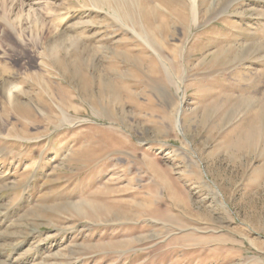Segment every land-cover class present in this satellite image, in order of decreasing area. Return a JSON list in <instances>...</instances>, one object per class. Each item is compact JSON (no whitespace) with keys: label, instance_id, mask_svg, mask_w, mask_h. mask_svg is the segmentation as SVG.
<instances>
[{"label":"rangeland","instance_id":"374dc122","mask_svg":"<svg viewBox=\"0 0 264 264\" xmlns=\"http://www.w3.org/2000/svg\"><path fill=\"white\" fill-rule=\"evenodd\" d=\"M129 1L0 0V264H264V0Z\"/></svg>","mask_w":264,"mask_h":264},{"label":"bare ground","instance_id":"6f19581e","mask_svg":"<svg viewBox=\"0 0 264 264\" xmlns=\"http://www.w3.org/2000/svg\"><path fill=\"white\" fill-rule=\"evenodd\" d=\"M29 2L27 3L28 5H30V4H38V2H37V0H28ZM97 1V0H96ZM107 2V1H106ZM201 0H184V9H185V11H183V12H179L176 16V18H177V20L179 21V22H183V20H184V18H185V20L186 21H189V28H190V24H192V23H194V22H196V21H198V18H199V16H200V14H201V10H200V7H201ZM17 3V2H16ZM100 3H101V1H100ZM129 3L130 4H132L133 3V5H134V3H135V1L134 0H130L129 1ZM139 3V2H138ZM24 4V3H23ZM109 4V3H108ZM133 5H131V7H133ZM158 5V4H157ZM24 6V5H23ZM135 6H136V4H135ZM157 7V6H156ZM30 8V7H29ZM161 8V7H160ZM135 9H136V7H135ZM30 10V9H29ZM151 10H152V8H151ZM158 10V9H157ZM153 12L154 11H156V10H152ZM135 12L136 11H133V15L135 14ZM161 12V11H160ZM33 13H34V11H33ZM152 15V14H151ZM20 16V15H19ZM18 16V17H19ZM30 16V15H29ZM156 16H158V14L156 15ZM3 17V16H2ZM2 17H0V21L4 24V27H5V29L6 30H11L12 31V33L16 30V29H14L15 28V26L13 27V25H11V23H13L12 21H11V23H9L8 24V22H7V20H5V18L4 19H2ZM2 19V20H1ZM19 19V18H18ZM7 22V23H6ZM164 25L162 26L161 25V32L162 33H165V34H167V35H169L170 34V26H169V24H170V20H168V22L166 21V23H163ZM11 25V26H10ZM4 29V30H5ZM13 29H14V31H13ZM158 29V28H157ZM5 30V31H6ZM9 30V31H10ZM154 30H156V29H154ZM16 32V31H15ZM14 32V33H15ZM15 36V35H14ZM154 37H152V36H150V34L148 33V38H145V37H143V38H145V42H146V45L148 46V47H150V49L153 51V53L156 55L155 57L157 58H153L152 56V58L150 57V56H148V58H150V62H151V66H150V68H151V71H153L155 74H161V72H162V70H165V68L167 69V68H169L168 67V63L165 61V59L162 57V55H161V53L157 50V49H155V47L153 46L154 44H156L157 43V38H155V34L153 35ZM149 38H151V39H149ZM4 39V38H3ZM157 39V40H156ZM159 41V40H158ZM161 45V44H160ZM51 53L52 52H50L49 54L51 55ZM49 57V56H48ZM50 58V57H49ZM54 62V61H53ZM57 61H55V63H56ZM51 64H53V63H51ZM168 64V65H167ZM57 65V64H56ZM55 65V66H56ZM53 66H54V64H53ZM52 66V67H53ZM63 66V65H62ZM61 69H63V68H61ZM11 72V71H10ZM9 73V72H8ZM14 74H15V72H13ZM10 75H12V74H10ZM22 77V76H21ZM11 78H15V76H13V77H11V76H7L6 75V77L4 78V77H2V82H0V96L1 95H6L7 93H12L11 95H10V99H8V100H10L9 102L11 103V104H13L14 106H21V107H23V109H24V111L27 113V114H29L30 116H31V114H32V111L28 108V107H30V105H31V103L32 102H35L36 104L35 105H40L43 109H45L47 112L48 111H51V112H53L54 111V108L49 104V101H48V99L49 98H47V96L45 97L44 95L43 96H41V94L38 92L37 93V95L35 96L36 97V100H34L31 96H33V95H29L28 94V91H26V88H24V86H20L21 88H20V90H16V91H14V92H11V89H10V81H9V79L11 80ZM28 78L29 79H32L33 81H32V83H41L42 82V80L40 79V77H39V75L37 74V75H28ZM43 79V78H42ZM46 79V78H45ZM44 82V81H43ZM28 83V82H27ZM26 83V84H27ZM18 85V84H17ZM23 85V84H22ZM25 85V84H24ZM33 85V84H32ZM35 85V84H34ZM14 86V85H13ZM29 86H31L30 84H29ZM36 86V85H35ZM26 87V86H25ZM27 88H28V86H27ZM33 88V87H32ZM32 88H31V90H32ZM38 88V87H37ZM17 89V88H16ZM28 90V89H27ZM35 90V89H34ZM33 93V92H32ZM52 96V95H51ZM47 98V99H46ZM53 98V97H52ZM6 99V98H5ZM7 101V100H6ZM40 106H39V108H40ZM59 108H58V110H60V112L61 113H64V115H65V112H66V110H65V108L64 107H62V106H58ZM41 109V108H40ZM44 110V111H45ZM47 112H45V114L44 115H47L48 113ZM181 113V112H180ZM56 115V114H55ZM63 115V116H64ZM29 116V119H36V118H34V117H30ZM41 116V115H40ZM65 117V116H64ZM39 118V117H38ZM42 118V117H41ZM62 118V117H61ZM60 118V119H61ZM26 119V118H25ZM40 119V118H39ZM43 119V118H42ZM63 119V118H62ZM27 121H29V120H27ZM32 121V120H31ZM46 121H48V120H46ZM56 121V120H55ZM180 118L178 119V125H180ZM50 123V122H49ZM26 126V125H25ZM45 126V125H44ZM20 138V137H19ZM33 138V137H32ZM27 139V138H26ZM28 139H30V138H28ZM34 163V165L36 164V162H33ZM4 222L2 221V222H0V226L3 224ZM0 234H1V232H0ZM3 236V235H2ZM1 236V237H2ZM4 237H5V235H4ZM3 237V238H4ZM0 239H2V238H0ZM9 255V254H8ZM4 257V256H3ZM11 257V256H10ZM10 257L9 256H7V258H6V260L8 261V260H10ZM13 258L11 259L14 263L15 262H17V260H18V257L17 256H12ZM19 257H20V255H19ZM2 260V259H1ZM0 260V262L1 263H4V262H2ZM11 261V262H12ZM22 261V260H21ZM12 262V263H13Z\"/></svg>","mask_w":264,"mask_h":264}]
</instances>
